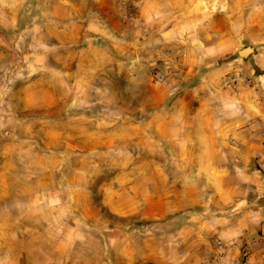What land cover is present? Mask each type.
<instances>
[{
    "label": "crops",
    "instance_id": "obj_1",
    "mask_svg": "<svg viewBox=\"0 0 264 264\" xmlns=\"http://www.w3.org/2000/svg\"><path fill=\"white\" fill-rule=\"evenodd\" d=\"M145 2L0 0V24L28 21L40 31L44 48L61 65L52 79L59 85L68 80L82 89L81 82L88 81L80 69L83 53H93L84 64L98 69L99 81L106 68L114 95L116 51L109 39L118 31L114 20L129 19L132 4L141 8ZM100 38L107 44L97 43ZM71 58L78 69L69 74ZM201 61L187 49L178 78L170 81H187L170 107V125L164 118L148 129L142 102L138 121L128 123L124 111L118 122L93 131L95 143L82 146L89 150L75 164L95 168L84 171L78 165L60 173L56 188L39 193L43 199L36 200L31 188L26 206L11 205L9 216L0 207V264H264V49L204 68ZM143 68L140 62L137 72L131 65L122 67V79L129 90L131 83L139 84L145 100ZM241 69L252 75L253 85L223 84L228 73ZM174 89L162 86L164 98ZM164 133L171 138L164 139ZM164 147L187 149V155L172 160L185 157L182 162L201 170L163 172ZM61 157V166L71 162L66 153ZM12 176L0 172L1 199L9 194ZM93 243L96 247H90Z\"/></svg>",
    "mask_w": 264,
    "mask_h": 264
},
{
    "label": "rangeland",
    "instance_id": "obj_2",
    "mask_svg": "<svg viewBox=\"0 0 264 264\" xmlns=\"http://www.w3.org/2000/svg\"><path fill=\"white\" fill-rule=\"evenodd\" d=\"M12 23L13 27L10 22L7 26L0 24V172L13 174L12 180L7 181L9 194L0 198L4 216L10 215L11 205L26 206L31 198L26 191L31 188L36 192V200L43 199L39 193L45 188H56L60 173L72 171L78 165L84 171L95 168V165L81 162L76 165L74 161L89 150L83 145L95 143L93 131L99 125L113 123V120L118 122L124 111L130 115L127 122L134 123L139 120V104L145 102L148 129L156 120L160 122L164 118L170 125L172 102L187 85L185 80L178 83L173 79L178 78L177 67L187 49L202 58L201 68L240 59L239 52L245 48L255 53L264 49V0H146L141 8L132 4L130 18L114 20L118 31L109 36L115 46L118 74L113 95L112 90H108L112 84L107 85L105 80L106 68L102 69L103 80L99 81L95 78L98 69L91 68L90 63L84 64L87 59L94 58L93 53H83L80 69L88 81L83 83L82 89L76 90V85L68 80L61 85L54 83L52 79L57 78L61 68L57 59L46 52L38 35L40 31L32 29L28 21L14 20ZM21 23L28 24L25 28L19 26ZM94 35L98 37L102 33ZM101 39L97 43L107 44ZM139 62L144 67L141 87L143 84L146 90L145 100L143 94L138 93L139 84L131 83L129 90L122 79V67L131 65L137 72ZM74 63L73 58L68 59L66 70L69 74L76 70ZM249 80H253L252 75L241 69L228 73L223 84L232 88L242 81L253 85L247 83ZM162 86L169 91L178 88L164 98ZM42 88L47 94H36ZM140 118L142 120L143 116ZM173 123L179 124V121ZM152 134L148 132V137L153 138ZM163 138L171 137L164 133ZM62 153L71 158L66 166L60 165ZM187 154L185 148L164 147L163 172L181 175L200 171L196 165L182 162L185 157L179 163L172 160V156ZM50 198L53 202V197ZM94 246L95 243L90 247Z\"/></svg>",
    "mask_w": 264,
    "mask_h": 264
},
{
    "label": "bare ground",
    "instance_id": "obj_3",
    "mask_svg": "<svg viewBox=\"0 0 264 264\" xmlns=\"http://www.w3.org/2000/svg\"><path fill=\"white\" fill-rule=\"evenodd\" d=\"M13 2V1H12ZM92 2V1H91ZM3 3V2H2ZM46 3V2H45ZM54 3V2H53ZM109 3V2H108ZM14 5V4H13ZM53 5V4H52ZM68 5V4H67ZM112 5V4H111ZM33 6V5H32ZM51 6V5H50ZM70 6V5H69ZM4 7H5V5H4ZM20 7V6H19ZM58 7V6H57ZM18 8V7H17ZM78 8V7H77ZM95 8V7H94ZM2 9V8H1ZM43 9V8H42ZM52 10V9H51ZM57 10V9H56ZM96 10V9H95ZM69 11V10H68ZM6 12V11H5ZM13 12V11H12ZM59 12H60V10H59ZM64 12V11H63ZM86 12V11H85ZM56 13V12H55ZM71 13V12H70ZM77 13H78V11H77ZM52 14V13H51ZM9 15V14H8ZM53 15V14H52ZM74 15V14H73ZM2 16V15H1ZM11 16V15H10ZM51 16V15H50ZM72 16V15H71ZM54 17V16H53ZM59 18V17H58ZM45 21V20H44ZM71 24V23H70ZM151 24V23H150ZM13 25V24H12ZM45 25V24H44ZM56 25V24H55ZM65 25V24H64ZM54 26V25H53ZM57 26V25H56ZM61 26H63V25H61ZM72 26H73V23H72ZM76 27V26H75ZM30 28V27H29ZM70 28V27H69ZM84 28V27H83ZM89 28H91V27H89ZM50 30V29H49ZM54 30H55V28H54ZM47 31V30H46ZM62 32V31H61ZM90 32V31H89ZM49 33V32H48ZM65 33H67V32H65ZM71 34V33H70ZM55 35V34H54ZM53 36V35H52ZM60 36V35H59ZM52 40V39H51ZM63 40V39H62ZM27 41V40H26ZM30 40H28V42H29ZM67 42V41H66ZM90 42V41H89ZM62 43V42H61ZM86 44V43H85ZM24 45V44H23ZM87 45V44H86ZM86 47V46H85ZM68 49V48H67ZM80 49V48H79ZM3 50V49H2ZM51 50V49H50ZM53 50V49H52ZM55 50V49H54ZM64 50V49H63ZM71 50V49H70ZM62 51V50H61ZM47 52V51H46ZM53 52V51H52ZM65 52V51H64ZM63 52V53H64ZM42 54V53H41ZM68 54V53H67ZM70 55V54H69ZM1 56V55H0ZM39 56V55H38ZM69 57V56H68ZM91 57V56H90ZM56 58V57H55ZM67 59V58H66ZM94 59V58H93ZM89 60V59H88ZM87 60V61H88ZM56 61V60H55ZM34 62V61H33ZM61 62V61H60ZM51 63V62H50ZM34 64H35V62H34ZM75 64V63H74ZM80 64V63H79ZM61 66V65H60ZM86 67V66H85ZM73 68V67H72ZM76 68V67H75ZM92 68V67H91ZM77 69H78V67H77ZM76 69V70H77ZM86 69V68H85ZM43 70L44 69H42V72H43ZM37 71V70H36ZM91 72H92V70H91ZM41 73V72H40ZM52 74V73H51ZM42 75V74H41ZM47 75V74H46ZM78 75V74H77ZM72 76H74V75H72ZM90 76V75H89ZM33 77V76H32ZM36 77V76H35ZM69 77V76H68ZM31 79H33V78H31ZM48 79V78H47ZM35 80V79H34ZM41 80V79H40ZM81 80V79H80ZM39 81V80H38ZM76 81V80H75ZM42 82V81H41ZM48 82V81H47ZM39 84V83H38ZM81 84H83L82 82H81ZM87 84V83H86ZM45 87L47 86V85H44ZM71 86H72V84H71ZM85 86V85H84ZM41 87V86H40ZM35 90V89H34ZM45 90V89H44ZM80 90V89H79ZM36 91V90H35ZM67 91V90H66ZM40 92H42V91H40ZM47 92V91H46ZM39 92H37V94H38ZM44 93V92H43ZM71 94V93H70ZM73 94V93H72ZM87 94V93H86ZM29 95V94H28ZM42 95V94H41ZM31 96V95H30ZM60 96V95H59ZM32 97V96H31ZM34 97V99H35V96H33ZM32 97V98H33ZM72 97V96H71ZM66 98V97H65ZM64 99V98H63ZM33 100V99H32ZM60 100V99H59ZM65 100V99H64ZM67 100V99H66ZM49 101V100H48ZM47 101V102H48ZM57 101V100H56ZM72 101V100H71ZM31 102V101H30ZM46 102V103H47ZM34 103V102H33ZM42 103V102H41ZM58 103V102H57ZM61 103V102H60ZM32 104V103H31ZM39 106V105H38ZM37 105H36V107H38ZM43 106V105H42ZM55 106H57V104L55 105ZM59 106V105H58ZM61 106V105H60ZM71 106V105H70ZM41 107V106H40ZM53 107V106H52ZM35 108V107H34ZM58 108V107H57ZM49 109V108H48ZM53 113V112H52ZM50 115V114H49ZM67 122V121H66ZM52 124H53V122H52ZM69 126H72V125H69ZM75 126V125H74ZM73 126V127H74Z\"/></svg>",
    "mask_w": 264,
    "mask_h": 264
},
{
    "label": "water",
    "instance_id": "obj_4",
    "mask_svg": "<svg viewBox=\"0 0 264 264\" xmlns=\"http://www.w3.org/2000/svg\"><path fill=\"white\" fill-rule=\"evenodd\" d=\"M252 53V49L250 48H245V49H242L240 52H239V55L241 58L245 59L246 55Z\"/></svg>",
    "mask_w": 264,
    "mask_h": 264
},
{
    "label": "built area",
    "instance_id": "obj_5",
    "mask_svg": "<svg viewBox=\"0 0 264 264\" xmlns=\"http://www.w3.org/2000/svg\"><path fill=\"white\" fill-rule=\"evenodd\" d=\"M247 83H250V80L249 81H247ZM217 245L219 246V249H218V254L220 255V256H222L223 254H222V245H221V241H217Z\"/></svg>",
    "mask_w": 264,
    "mask_h": 264
}]
</instances>
